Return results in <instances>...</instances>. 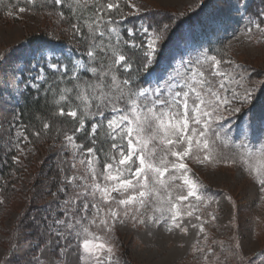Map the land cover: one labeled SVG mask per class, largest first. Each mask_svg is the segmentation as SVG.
Masks as SVG:
<instances>
[{"label":"rangeland","instance_id":"obj_1","mask_svg":"<svg viewBox=\"0 0 264 264\" xmlns=\"http://www.w3.org/2000/svg\"><path fill=\"white\" fill-rule=\"evenodd\" d=\"M15 3L0 16V264H264L260 0H128L148 70L105 119L127 144L106 164L73 134L26 135L24 94L90 53L60 11Z\"/></svg>","mask_w":264,"mask_h":264},{"label":"trees","instance_id":"obj_2","mask_svg":"<svg viewBox=\"0 0 264 264\" xmlns=\"http://www.w3.org/2000/svg\"><path fill=\"white\" fill-rule=\"evenodd\" d=\"M17 1L0 0V16ZM34 3L37 7L46 5L53 12L60 11L79 47L90 56L83 55L86 63L82 69L74 68L75 57H66L65 71L47 70L43 82L24 94L19 106L24 131L35 143L62 140L73 134L85 149L93 148L102 164H106L115 145L127 144L124 139L113 137L105 119L117 108H129L135 93L144 86L148 70L145 34L136 27L141 17L128 12V0H34ZM260 3L262 8L252 9L251 13L264 25V0ZM215 45L212 43V48ZM213 51L217 53L216 49ZM139 126L144 127L142 122ZM15 167L13 159L8 158L2 180L7 181ZM171 185L181 187L177 183Z\"/></svg>","mask_w":264,"mask_h":264}]
</instances>
